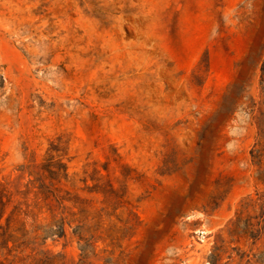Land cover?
I'll use <instances>...</instances> for the list:
<instances>
[{"label":"rangeland","instance_id":"obj_1","mask_svg":"<svg viewBox=\"0 0 264 264\" xmlns=\"http://www.w3.org/2000/svg\"><path fill=\"white\" fill-rule=\"evenodd\" d=\"M40 174L89 264H264V0H0V224L78 261Z\"/></svg>","mask_w":264,"mask_h":264},{"label":"trees","instance_id":"obj_2","mask_svg":"<svg viewBox=\"0 0 264 264\" xmlns=\"http://www.w3.org/2000/svg\"><path fill=\"white\" fill-rule=\"evenodd\" d=\"M33 173V171H31ZM34 174V173H33ZM45 177L39 175L37 178H34L33 181H30L26 187L28 191L24 193L27 198L28 195L33 194L32 204H24L25 211L23 214L28 213V209L38 210L39 213H42L43 210L49 214L51 222L45 227H36L34 228L33 233L41 232V240H45L47 236L55 235L58 239H64L66 237V227H69L72 223H77L73 229L74 236L77 237L78 242H82L83 245L80 246L82 254L78 261L68 259L64 254L53 253L50 250H43L37 248L36 240L40 239L39 236H35L32 239V242L25 243L20 242L13 247H9L10 237L6 234V229H4L0 224V264H89L87 260V247L93 244L90 241L93 239V235H90L88 238H85V231H88L89 228H85V222L93 221L95 216L89 218V216L79 218L81 214H87V208L92 202L80 200L78 197H67L69 196L68 192L62 191L61 188L56 187L55 184H44ZM109 187H111L109 185ZM112 188V187H111ZM109 189L104 195L108 194V197L112 194V189ZM64 193L63 195L61 193ZM11 202V196L7 188L3 185H0V222L4 216L8 205ZM71 202L73 205H76L78 208V213H73L71 210L73 207L65 206V203ZM22 204H19L21 206ZM15 207L11 214L20 215L21 209ZM30 211V212H31ZM37 215L34 216L33 220H37ZM46 229V230H42ZM26 250H29L28 255L21 256ZM15 251L16 254L12 255V252ZM20 255V256H18ZM11 257V258H10Z\"/></svg>","mask_w":264,"mask_h":264}]
</instances>
